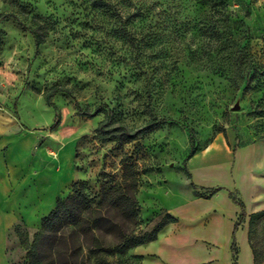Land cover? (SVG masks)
Wrapping results in <instances>:
<instances>
[{
	"label": "rangeland",
	"instance_id": "1",
	"mask_svg": "<svg viewBox=\"0 0 264 264\" xmlns=\"http://www.w3.org/2000/svg\"><path fill=\"white\" fill-rule=\"evenodd\" d=\"M158 1L156 41L133 61L135 51L109 22L99 28L88 21L80 0H0V108L17 118L11 132L18 142H34L36 172L65 177L62 197L75 181L99 191L132 163L136 232L185 203L190 181L228 190L237 183L241 198L242 182L253 173L264 190V0H226L234 9L236 42L226 60L213 64L198 59L206 52L199 29L207 18L196 14L195 0H175L183 8L170 20L163 8L173 3ZM247 74L251 83L243 88ZM52 85L63 90L49 105L45 94ZM236 102L239 108L232 109ZM75 104L100 111L78 115ZM100 124L106 140L98 136ZM213 145L219 152L210 150ZM17 226L8 235V263L29 264L32 235ZM249 235L264 259V215L253 220Z\"/></svg>",
	"mask_w": 264,
	"mask_h": 264
},
{
	"label": "trees",
	"instance_id": "2",
	"mask_svg": "<svg viewBox=\"0 0 264 264\" xmlns=\"http://www.w3.org/2000/svg\"><path fill=\"white\" fill-rule=\"evenodd\" d=\"M173 5L164 6L163 11L170 20L177 16L182 4L170 0ZM168 0L165 1V4ZM80 6L87 15L88 21H94L99 28L110 23L115 36L126 42L135 54L133 61L141 60L145 47H152L156 41L157 16L160 3L158 0H80ZM196 14L207 20L203 30L206 52L198 59H205V64L213 61H224L231 55L230 46L235 43L236 32L233 29L232 14L226 0H195ZM166 20V19H165ZM106 22V23H105ZM188 24L185 22L184 24ZM36 45L39 35L32 30ZM197 53H192V57ZM218 62V63H219ZM260 73H264V68ZM251 76L242 82L243 88L249 87ZM63 90L59 85H52L45 94L46 103L51 105V98ZM78 115L92 117L98 111L88 112L75 104ZM56 111L54 124L59 121V109ZM106 118L111 119L113 111L103 110ZM101 140H106L108 130L100 124L97 128ZM123 139V138H122ZM126 137L122 141H128ZM189 177V173H187ZM192 194L197 197L209 198L221 186L197 187L192 181ZM137 178L134 165L124 163L117 181L103 186L99 191L89 188L84 181L72 183V191L65 197H58L54 207L41 218L40 227L32 234L27 246L26 259L29 264H141L142 256L131 252L136 246L156 239L158 231L170 222L176 221L168 211H164L151 229L136 232L139 205L135 198ZM230 199L240 208L235 228L244 221L246 211L236 191L228 192ZM264 215V209L250 213L248 216V240L253 253L254 264H264L258 258L250 241V229L253 220ZM15 227H18L17 225ZM24 236L29 234L25 229ZM234 263L236 262L235 239L231 243Z\"/></svg>",
	"mask_w": 264,
	"mask_h": 264
},
{
	"label": "crops",
	"instance_id": "3",
	"mask_svg": "<svg viewBox=\"0 0 264 264\" xmlns=\"http://www.w3.org/2000/svg\"><path fill=\"white\" fill-rule=\"evenodd\" d=\"M13 127H17V118L0 108V264H9L7 243L12 228L21 225L32 235L65 188L62 174L36 172L34 142H18L17 133L11 132ZM210 150L220 149L213 145ZM250 175L249 180L242 182L241 198L237 195L246 211L237 228L240 208L230 199V189H221L209 198L191 193L185 203L165 208L176 221L163 226L156 239L133 249L142 256L141 264H254L248 216L264 209V190L255 185L254 174ZM238 190L236 183L234 191Z\"/></svg>",
	"mask_w": 264,
	"mask_h": 264
},
{
	"label": "water",
	"instance_id": "4",
	"mask_svg": "<svg viewBox=\"0 0 264 264\" xmlns=\"http://www.w3.org/2000/svg\"><path fill=\"white\" fill-rule=\"evenodd\" d=\"M239 108V104H238V102H236L235 104H234V106L232 107V109H238Z\"/></svg>",
	"mask_w": 264,
	"mask_h": 264
}]
</instances>
